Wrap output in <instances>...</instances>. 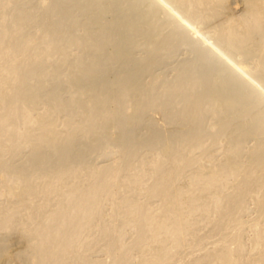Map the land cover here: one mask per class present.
Wrapping results in <instances>:
<instances>
[{
    "label": "bare ground",
    "instance_id": "6f19581e",
    "mask_svg": "<svg viewBox=\"0 0 264 264\" xmlns=\"http://www.w3.org/2000/svg\"><path fill=\"white\" fill-rule=\"evenodd\" d=\"M113 1L0 0V264H264V0ZM179 44L195 59L144 84ZM160 108L191 129L131 143ZM108 124L126 148L97 168Z\"/></svg>",
    "mask_w": 264,
    "mask_h": 264
},
{
    "label": "rangeland",
    "instance_id": "374dc122",
    "mask_svg": "<svg viewBox=\"0 0 264 264\" xmlns=\"http://www.w3.org/2000/svg\"><path fill=\"white\" fill-rule=\"evenodd\" d=\"M108 1H109V3L115 2V1H113V0H112V2H111V0H108ZM121 1H122V0H120V3H121ZM123 1H125V0H123ZM131 1H132V0H131ZM131 1L128 0V3L131 2ZM235 1H237V2H235ZM34 3H36V2H35V1L32 2L31 5H32V6L35 5ZM107 3H108V2H107ZM109 3H108V4H109ZM125 3H126V2H125ZM128 3H127V4H128ZM235 3H236L237 6H239V5H238V4H239V1H238V0H231V5L234 6V7H237V6L235 5ZM127 4L125 5L124 3H121V7L124 8V9H126V8L129 7L128 5H130V4H128V5H127ZM110 5H111V4H109V6H110ZM124 5H125V6H124ZM113 6H114V3H113L112 6L109 7V9H110V8L112 9ZM126 6H127V7H126ZM166 7H167V9H169L170 6H166ZM234 7H231V8H234ZM32 8H33V7H32ZM170 10H171V8H170L168 11L170 12ZM166 11H167V10H166ZM168 11H167L166 13H168ZM109 13H110V14L112 13V14L110 15ZM109 13H108V14H109V17H108V15H107L108 20H112L114 17L118 18V17H120V15H122V14H119V15H118V14L112 12L111 10L109 11ZM170 13H171V12H170ZM170 13H168V15H170ZM113 15H116V16H114V17L112 18L111 16H113ZM165 15H166V16H165ZM165 15H162V16H163L162 21H163L164 19H166L167 16H168L167 14H165ZM122 16H123V15H122ZM110 18H112V19H110ZM166 20H167V19H166ZM166 20H164V22H163L164 24H166V25H164V27H163V30L165 29V31H164V33L166 34V35L164 34L165 36H167V35L170 33V30H171V28H172V27H170V25L167 24V22L165 23ZM169 27H170V28H169ZM166 29H167V30H166ZM32 31H34V28L32 29ZM167 32H168V33H167ZM195 35H198V34H195ZM162 37H164V36H162ZM193 37H194V36H193ZM196 37H197V36H195V38H196ZM199 37H200V38H199ZM199 37H198V38H199L203 43L201 44V43H200V42H201L200 40L197 41V42H199V43H198V45H196V47H203V46L206 47L207 45H210V44H211V41H205L206 38L203 39V38H201V36H199ZM204 42H205V43H204ZM176 43L178 44V42H176ZM179 43H180V42H179ZM204 44H205V45H204ZM199 45H200V46H199ZM182 46H183V47H182ZM131 47H133V48H131ZM177 47H178L179 50H180L181 48H183V49H181V50L179 51V50L177 49ZM180 47H181V48H180ZM136 48H137V49H136ZM186 48H187V49H186ZM192 48H193V46H192ZM192 48H191V46H187V45L185 46V45L179 44V46L177 45V46L175 47V49H174V53H172V54L170 55V57H172V55H174V56H173L174 58L172 57V59H170V57H169L170 61L167 60V59H165V58H164L165 60L162 61V59L160 58L161 60L158 59V60L160 61V62L158 61L159 63L155 60V62H154L155 65H154L153 62H150V64H149L150 66H149V67L144 68V70H143V69L140 70V75H141V78H142V81L144 82V84H146V82H147V84H148L149 81H151V82L154 83L155 80H156V78L159 79L158 76H161V77H160V80L164 79V81H162V83H165V81H167V80L170 81L169 79H171V77H172V78H175V75H176V74L173 75V74L175 73L174 70H175V69L177 70V68L179 67V65H182V62L187 61V60H191V59H190L191 57H192V60H193V58L195 59V57H196V53H197L196 51H197V50H195L196 48H193V49H192ZM133 49H134V50H133ZM138 49H139V50H138ZM141 49H142V52H141ZM191 49H192V50H191ZM127 50H129V52H130L129 54H130L132 57H134V59L136 58L135 60H136L137 62H140V60H142V59L144 60V59H146V58H147V60H149V55H147L148 53H147V51H146L145 49H144V50H145L146 52H144L143 48L135 47V46H131V45H129V49H128V47H127ZM176 50H177V51H176ZM183 50H185V51H183ZM186 50H187L188 52H187ZM189 50H190V51H189ZM133 51H134V52H133ZM135 52H136V53H135ZM176 52H178L179 54H177ZM133 53H134V54H133ZM138 53L141 54V55H139ZM136 54H137V55H136ZM143 54H144V55H143ZM175 54H177V55L175 56ZM193 54H194V55H193ZM188 55H189V56H188ZM137 57H138V58H137ZM188 57H190V58H188ZM185 58H186V59L188 58V59L186 60ZM138 60H139V61H138ZM143 60H142V61H143ZM166 60H167V61H166ZM177 60H178V61H177ZM171 61H172V62H171ZM180 61H181V62H180ZM156 62H157V63H156ZM162 62H163V63H162ZM152 63H153V64H152ZM179 63H180V64H179ZM177 64H178V65H177ZM116 65H117V66H116ZM156 65H157V66H156ZM175 65H177V66H175ZM108 66H109V67H108L109 70H110V69H111V70H110V71L108 70L110 74L108 73V75H106V77H107L108 79H112V78H113L112 76H114V78H115V76H116V74H117L116 72H118V69H120L119 65L113 63V64H109ZM110 66H111V67H110ZM112 67H114V68H112ZM152 67H153V68H152ZM170 67H172V68H170ZM175 67H176V68H175ZM150 68H151V69H150ZM167 68H168V69H167ZM174 68H175V69H174ZM149 69H150V70H149ZM169 69H170L171 71H170ZM173 69H174V70H173ZM176 70H175V71H176ZM113 71H114L115 75L113 74ZM141 71H142V72H141ZM151 71H152V72H151ZM172 71H173V72H172ZM145 73H146V74H145ZM160 74H161V75H160ZM147 75H148V76H147ZM154 75H155V76H154ZM162 75H163V76H162ZM167 75H168V76H167ZM152 76H153V77H152ZM110 77H112V78H110ZM162 77H163V78H162ZM168 77H169V79H168ZM166 78H167V80H166ZM151 79H152V80H151ZM250 79H251V78H250ZM144 80H145V81H144ZM153 80H154V81H153ZM171 80H172V79H171ZM251 80H253V79H251ZM262 80H263V81H262ZM262 80H261V81H262L263 84L261 85V83L259 82L260 86H259V84L257 85L258 81H256L257 83H255V84L253 83V84L256 86L257 90L259 89V91L257 92L258 95H260L259 97H261V98H259V99H264V95H262V94H264V90H263V89H264V88H263V86H264V75L262 76ZM151 82H150V84H152ZM156 82H160V81L157 80ZM252 82H254V81H252ZM51 84H52V85H51ZM54 84H55V83H54ZM54 84H53V83H50L49 86H51V87L48 86V88H50V89H51V88H52V89H53V88L56 89V88H55L56 86H55ZM53 85H54V86H53ZM56 85H57V84H56ZM57 87L60 89V92H63V91H64L65 93L68 92V90H67L68 88L66 89V86L62 87L61 85H60V86L57 85ZM258 87H259V88H258ZM261 87H262L263 89H262ZM58 88H57V89H58ZM62 88L64 89L63 91L61 90ZM50 89H48V90H50ZM57 89H56V90H57ZM59 89H58V90H59ZM58 90H57V91H58ZM58 92H59V91H58ZM64 92H63L62 94L60 93L61 96H63V97H64V95H65ZM260 92H261V93H260ZM67 96H68V94H66V97H67ZM66 97H65V98H66ZM260 106H263V105H260ZM250 107H251V106H249V108H250ZM170 108H171V109H169V111L172 110V109L174 110V107H170ZM177 108H178V107H177ZM39 110H41V107H39ZM153 110H154V112H155V110H157V112L154 113V112L151 111V110H150L151 112L148 110L150 113H148V111H145L146 114L142 112L143 115L146 116V117L143 116V119H141V118H142V115H141V118H140V115H139L138 120H139V121H140V119L142 120V121H140V122H141V125L138 124V123H140V122H138L136 125H133L134 127L131 126L133 132H136V131L138 132V133L136 132V136H135V133H134L132 136L130 135V136H131L130 138H132V137L134 136L133 138H134L135 143H137L136 145L141 144L142 141H140V140H141V139L143 140L145 137H147V138H145V140H147V141H148V138L153 139L152 137L155 136V133H156V132H157L158 134H159V133H160V134L162 133L163 135H164V134H166V135L168 134V135H169V133L172 135V134H174V133L184 132L183 130H185L186 132H188V131H187L188 128L186 129V127H189V128H190V125H189V126H186V127L184 128V126H185V125H188V124H185V123H183V122H179V121H178L179 123H178V122H177V123H176V122L173 123V121H172L171 119H170V121H169V120H168L169 117H167V116H169L168 114H170V115L172 116V114H171V113H168V111H167L166 109L164 110V108H163V110H161V108H160L159 110H158V109H153ZM160 110L163 111V113H162ZM159 111H160V112H159ZM164 111H165V112H164ZM178 111H179V108H178ZM178 111H177V109H176V112H178ZM170 112H171V111H170ZM172 112H174L173 114L175 115V113H176L175 110L172 111ZM142 113H141V114H142ZM147 113H148V114H147ZM153 113H154V114H153ZM160 113H161V115H160ZM164 113H165V114H164ZM162 114L165 116V118H164V116H163ZM61 118H62L61 121H63V120H64L63 118H65V115L62 116ZM146 118H147V119H146ZM150 118H151V119H150ZM161 118H162L163 120H162ZM170 118H171V117H170ZM166 119H167L168 121H165ZM146 120H147V121H146ZM153 120H154V121H153ZM161 120H162V121H161ZM160 121H161V122H160ZM171 121H172V122H171ZM158 122H159V123H158ZM168 122H169V124H168ZM60 123H61V122H60ZM163 123H164V124H163ZM165 123H166V125H165ZM170 123H171V124H170ZM180 123H181L182 125H181ZM179 124H180V125H179ZM164 125H165L166 127H165ZM175 125H176V126H175ZM183 125H184V126H183ZM60 126L62 127L61 124L59 125V127H60ZM109 126H110L111 128H110V129H109V128L107 129V135L109 134L108 137H107L106 134H105V137H104V135H103V137H102L101 139L104 140V139L107 138V139H106V144H108L107 146H109L108 148H109L110 150H108V148H107L106 145H105V142L102 141L101 139H100V140H101V141H100V140H98V139H99V138H98L97 140H98L99 143L96 142L97 140H95V139L97 138V136H96V138H94L96 134L94 135V137H93L92 133H91L90 136H89V135H88V136H83L84 138L87 137V138L85 139V142H84V140H83L84 138H82V136H79L81 139L78 137V139L81 140V141H78V142H80V143H79L80 145L76 142V143H77V145H75V146H77V148H75V149H77V151L75 150L76 154H77V152H78L79 149H80L79 153H81L82 151L86 150V149H87V146H90V143H91V141H92V143H91L92 145L90 146V149H91L92 151H90V149H89V151H88V149H87V150H86V153H81V155L84 156V155H86L87 153L90 152V153L88 154L89 156L87 155V157L85 158L86 160L88 159L90 165H93V166L96 165V167H97V164H96V163H99V164L102 163L101 165H103V164L106 165V164H108V163H111L112 160H114V156H113V155H115V156L117 155V156H118V154L120 153L119 156H120V155L123 156V154H122L121 152H119L121 146L124 145V144H121V143H123V142H121V141H123V140H121V136H122V134H123V133L121 132L122 130L116 127L117 129L120 130V131H119V130H117V131H119L121 135L119 136V132L116 131L115 134H116L117 137H114V133H112L111 129L113 128V130L115 131L116 128L113 127L114 124H108L107 127H109ZM138 126H139V127H138ZM153 126H154V127H153ZM159 126H160L161 128H160ZM179 126H180V127H179ZM61 127H60V128H61ZM137 127H138V129H136ZM143 127H144V128H143ZM134 128H135L136 130H135ZM150 128H151V129H150ZM166 128H167V129H166ZM171 128H172V129H171ZM148 129H149V130H148ZM155 129H156V131H155ZM176 129H177V130H176ZM178 129H179V130H178ZM182 129H183V130H182ZM190 129H191V128H190ZM190 129H189V130H190ZM108 130L111 131V134H110V131H108ZM130 130H131V129H130ZM143 130H144L145 132H144ZM161 130H162V132H161ZM170 130H171V131H170ZM175 130H176V131H175ZM124 131H125V129H124ZM124 131H123V132H124ZM149 131H150V132H149ZM154 131H155V133H154L153 136L151 137V134H152ZM173 131H174V132H173ZM108 132H109V133H108ZM133 132H132V133H133ZM117 133H118V134H117ZM132 133H131V134H132ZM112 134H113V135H112ZM124 134H125V132H124ZM110 135H112V136H110ZM156 135H157V134H156ZM118 136H119V137H118ZM139 136H141V137L139 138ZM260 136H261V135H259V136H257V137L260 138ZM110 137H112L113 140H114V138H115V139L117 138V139H116V142H119L118 140H119V138H120V142H121V143H120V144L117 143V145H116V143H114L115 141L112 142L113 140H112V141L110 140V139H112V138H110ZM252 137H253L254 139H253ZM252 137H251L252 140L249 141V142H250V143H249L250 145L255 143V139H256V137H254V136H252ZM90 138H91V139L94 138V139L90 141ZM108 138H109V139H108ZM122 138H124V135H123ZM133 138L130 139V140H131V143H134ZM150 139H149V140H150ZM168 139H169V138H168ZM82 140H83V141H82ZM87 140L90 141V142H88ZM94 140H95V141H94ZM107 140H109V143H108ZM138 140H139V141H138ZM93 141L96 142V143H94ZM137 141H138V142H137ZM252 141H253L254 143H253ZM81 142H83V143H81ZM103 142H104V146H105V147L103 146ZM129 142H130V141H129ZM139 142H140V143H139ZM144 142H146V141L143 140V143H144ZM88 143H89V144H88ZM101 143H102V144H101ZM112 143H113V145H112ZM143 143H142V144H143ZM81 144H82V146H81ZM86 144H87V146H86ZM93 144H94V145H93ZM96 144H97V147L95 146ZM98 144H100V145H102V146L104 147V150H102V152H101V149H102L103 147L101 146V148H100V146H99ZM110 144H111L112 146H114V147L110 146ZM118 144H119V146H118ZM220 144L223 145V143H220ZM220 144H218L219 147H218V145H216L215 147L213 146V148H211V149H212V150H213L214 148L216 149V147H218L216 150L220 149V150H218L219 152H218V151H215V150H213V151H215V152H214L215 155H216V153H217L218 156L221 155V156L219 157L220 160H221V158L224 157V156H223L224 154H223V151H222V150H223V146L220 147ZM115 145H116V147H115ZM120 145H121V146H120ZM78 146H80L81 148L79 147V149H78ZM84 146H85V149H84ZM93 146H94V147H93ZM82 147H83V149H82ZM91 147H92V148H91ZM95 147H96V150L98 149L97 152H95ZM111 147H112V148H111ZM88 148H89V147H88ZM99 148H100V149H99ZM106 148H107V149H106ZM122 148L125 149L126 147L124 146V147H122ZM122 148H121V149H122ZM105 149H106V152L109 151V153H110V152L113 153V151L116 149L115 152H118V153H114V154L110 153V154H112V155H110L108 152L105 153ZM118 149H119V151H118ZM124 149H123V150H124ZM81 150H82V151H81ZM126 150H127V149H126ZM126 150H124V151L121 150V151L124 153ZM212 150H209V151L211 152V154H213ZM143 151H147V150H143ZM143 151H142V153H144ZM84 152H85V151H84ZM100 152L102 153V155H101ZM79 153H78V154H79ZM95 153H96V154H95ZM97 153H99V154H97ZM103 153H105V154L103 155ZM145 153H146V152H145ZM25 154L27 155V153H25ZM78 154H77V155H78ZM83 154H84V155H83ZM92 154H94L95 156H93ZM106 154H109V155H108L109 157H110V156H113V157H112L113 159H112V160H111V158L109 159V157H108ZM214 154H213V156H212L213 161H214V162H215V161L217 162V160H218L219 158L216 159L217 155H216V157H214ZM219 154H220V155H219ZM26 155H23V156H26ZM90 155H91V156H90ZM96 155H97V156H96ZM98 155H99V156H98ZM100 155H101V156H100ZM209 155H210V154H209ZM19 156H20V155H19ZM19 156H18V157H19ZM21 156H22V155H21ZM103 156L108 157V159H109L110 161H108V159H107V158H104ZM119 156H118V158H119ZM222 156H223V157H222ZM9 157H11L10 159H12V161H14V162L17 160V159H16L17 157H16L15 159H13V158L15 157L14 155H13V157H12V156H8V158H9ZM84 157H85V156H84ZM92 157H93V158H92ZM96 157H98V159H99L100 161H98V159H97ZM21 158H22V157H21ZM21 158H18V159H20L19 161H23L22 159H24V161H25V157H23L22 159H21ZM91 158H92V159H91ZM118 158L115 157V160H117ZM90 159L92 160L93 163H91V160H90ZM101 159H102V160H101ZM106 159H107V160H106ZM119 159H120V158H119ZM119 159H118V160H119ZM121 159H122V158H121ZM93 160H94V161H93ZM14 162H13V163H14ZM16 162H18V160H17ZM16 162H15L14 164H16L17 166H21V165H22V162H20L19 164H17ZM208 162H209V161H208ZM208 162H207V160H206L205 163H208ZM94 163H95V164H94ZM105 163H106V164H105ZM99 164H98V166L102 167V166L99 165ZM104 165H103V166H104ZM97 168H99V167H97ZM141 200H142V198H141ZM142 201H144V199H143ZM4 203H6L5 200H4ZM106 203H107V201L104 203V210H105V211H106L107 209H110V208H111V203H108V205H107ZM251 204H252V203H250L249 205H251ZM106 205H107V206H106ZM109 206H110V207H109ZM108 207H109V208H108ZM250 208H251L250 213H249L250 215L247 216L246 218H248V219L256 218V214H257V212H255L256 210L254 209L253 204L251 205ZM108 211H110V210H108ZM108 211H106V212H108ZM252 211H253V212H252ZM254 216H255V217H254ZM201 227H202L203 230L201 229ZM198 231H200V232H203V231H204V227H203V225H202V226H199ZM200 232H199V233H200ZM248 232H249V231H248ZM248 232H246V233H248ZM246 233H245V235H246ZM247 235L249 236V234H247ZM1 238H2V237H0V240H1ZM247 238H248V237L246 236V239H247ZM7 239H8V237H7ZM10 239H11V237L8 239V241H9ZM248 248H249V247H248ZM247 252H249V251H247Z\"/></svg>",
    "mask_w": 264,
    "mask_h": 264
}]
</instances>
